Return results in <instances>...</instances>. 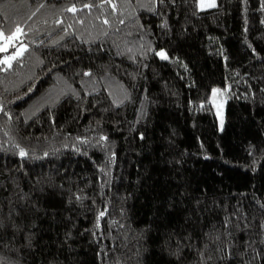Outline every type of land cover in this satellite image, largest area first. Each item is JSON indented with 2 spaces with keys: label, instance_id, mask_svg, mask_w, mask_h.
Masks as SVG:
<instances>
[{
  "label": "trees",
  "instance_id": "1",
  "mask_svg": "<svg viewBox=\"0 0 264 264\" xmlns=\"http://www.w3.org/2000/svg\"><path fill=\"white\" fill-rule=\"evenodd\" d=\"M16 26L3 264H264V0H0Z\"/></svg>",
  "mask_w": 264,
  "mask_h": 264
},
{
  "label": "snow or ice",
  "instance_id": "2",
  "mask_svg": "<svg viewBox=\"0 0 264 264\" xmlns=\"http://www.w3.org/2000/svg\"><path fill=\"white\" fill-rule=\"evenodd\" d=\"M109 3H111V0H108ZM163 2V0H161ZM199 6L201 9H203L205 6L207 7H216L215 0H210L207 5L205 4V0H199ZM85 7H92V5H85ZM113 8H115V5H112ZM68 11L75 12V7L67 9ZM107 23V21H105ZM24 35L23 29L20 26H16L14 31H11L9 34H5L3 30H0V53H8L10 48H16V42L19 41L20 36ZM27 51V48L25 45L21 43L20 47L16 49L15 52H12L8 55H5L3 59H0V64L7 65L8 68L12 66V61L17 60L18 57H21L23 53ZM162 59H167V56L164 52L157 53ZM218 90L213 89V96L216 95ZM102 139H106L105 137H102ZM21 156L26 155L23 150L20 152ZM100 217L104 216V212H101ZM0 264H3L2 261H0Z\"/></svg>",
  "mask_w": 264,
  "mask_h": 264
},
{
  "label": "rangeland",
  "instance_id": "3",
  "mask_svg": "<svg viewBox=\"0 0 264 264\" xmlns=\"http://www.w3.org/2000/svg\"><path fill=\"white\" fill-rule=\"evenodd\" d=\"M209 2H210V0H205V4H206V5H207V3H209ZM215 2H216V4H217V0H215ZM199 8H200V10H208V9H212V8H214V7H207V6H205L203 9H201V7L199 6ZM17 44H18V41L16 42V46H17ZM17 48H19V47L14 48V50H12L13 48H10V49H9V52H8V53H5V54L3 55V57H4L5 55H8V54L12 53V52H15ZM161 52H163V51H161ZM2 59H3V58H2ZM216 95H218V91H217ZM216 95L213 96V98H212V102H213V103L216 105V107H217V117H218V121H219L220 129H223V128H224V125H225V102H224V100H223L222 97H219V98H218V97H216Z\"/></svg>",
  "mask_w": 264,
  "mask_h": 264
}]
</instances>
